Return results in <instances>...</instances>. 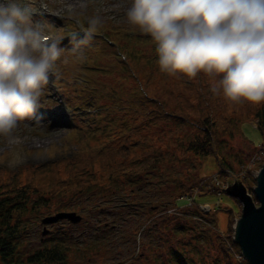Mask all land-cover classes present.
<instances>
[{"label": "trees", "instance_id": "trees-1", "mask_svg": "<svg viewBox=\"0 0 264 264\" xmlns=\"http://www.w3.org/2000/svg\"><path fill=\"white\" fill-rule=\"evenodd\" d=\"M106 23L109 26L112 24L108 19ZM112 31L107 26L103 28L105 43L99 49H96L93 41L80 49H85V52L95 50L97 60L92 62V54H89L86 66L89 68L86 71L92 78L88 80L81 77L75 85L79 83L82 86L85 83L83 91L87 89L100 98L106 84L99 78H93L105 71H122L132 79L134 87L130 90L121 89V97L114 91L115 86L108 88L110 105L100 109V114H106L107 118L113 115L112 122L119 112L118 107L123 117L132 118L133 122L119 124L114 128L116 132H106L107 127L104 126L99 137H90L94 132L90 129L86 139L78 136L75 150L69 151L64 146L60 154L49 162L7 172L6 168L0 167L6 173L4 177L0 174V264H9L17 254L25 218L29 214L51 209L59 198L80 197L95 189H99L102 194L113 195L156 169L160 165L162 149L153 142L154 139H147L150 136H143L142 132L158 123L173 126L166 133L168 141L164 145L174 151L176 162L188 161L191 157L202 161L212 159L220 174L233 171L223 156L222 148L226 138L232 140L240 134L241 125L256 122L255 127L263 139L260 150H264V105L233 104L224 100L210 91V79L204 74L189 79L182 74L173 76L164 73L157 62L154 41L148 39L149 42L138 35L129 41V46L122 45L120 49L119 43L125 37V29ZM147 45L152 47L148 51L153 54L139 51ZM75 68L79 70L81 65ZM87 106L99 109L94 99L89 100ZM183 128L188 130L184 135L180 134ZM236 162L240 166L244 161L237 157ZM250 180L254 184L252 178ZM184 181L178 184L179 195L173 200V210H179L185 204L183 198L191 197L195 188L199 189L198 197L218 193L215 188H199L202 180H197L194 173L191 178L185 176ZM244 183L251 192L248 182ZM62 212L74 211L63 209ZM224 212L229 214L227 230L224 237L216 233L214 245L211 246L213 250L216 248V256H213L208 246H191L192 240L189 247L195 249L197 258L192 261L194 256L185 251L187 248L179 242V236L185 234L184 230L178 228V231L168 230L167 240H160L170 246L167 252L165 248L161 251L164 261L167 257L169 264H190V261L193 264H247L234 260L233 253L238 256L240 252L231 240V227L235 217L240 215V209ZM158 214H167V210L151 213L149 219ZM211 217L215 219L214 214ZM102 249V246L93 247L87 252L95 254ZM69 250L64 242H57L13 264H68ZM142 255L140 252L138 258L131 259L130 263L143 264Z\"/></svg>", "mask_w": 264, "mask_h": 264}, {"label": "rangeland", "instance_id": "rangeland-1", "mask_svg": "<svg viewBox=\"0 0 264 264\" xmlns=\"http://www.w3.org/2000/svg\"><path fill=\"white\" fill-rule=\"evenodd\" d=\"M41 2H43V5H41L43 9L39 7ZM126 3L127 0H29V4L35 13L33 16L35 21L39 22V18H44L42 23L46 25V17L54 18V21L56 19L59 20L56 23V31H49L45 27L57 39L61 38L65 41L73 36H78L70 33L66 26H63L65 25L63 20H67L68 23H75L78 27H81L80 21L88 19V14H90L92 18L95 17L94 15L100 17L103 24L108 19L113 25L105 24L108 28H112L113 31L117 30L118 32L119 29L123 28L125 29L124 32H126L128 29H133L137 36L151 40L148 35L143 34L138 28L129 24L125 15ZM123 36H126L125 33ZM121 39L119 43L120 49L122 45L129 46L125 37ZM97 47L99 46L97 45ZM148 48L152 47L147 45L139 51L153 54L148 51ZM64 49L65 51L61 57L62 61H58L56 74L49 81L51 85L50 92L54 100H58V104L53 100L45 101L50 92L44 88L42 91L44 94L40 97L38 109L42 110L40 104L44 101L43 106H46L49 113H42L38 119H34L32 116L20 121L14 131L17 142L12 146H9L5 139L0 137V167L6 168V172L7 170H17L21 167L26 168L49 162L60 154L61 148L64 146L68 147L69 151L75 150L78 136L83 139L88 136L87 127L88 123L91 124V121L94 122L91 124V128L94 130L97 128V120L100 123L98 124L99 128L96 129V132L91 133L90 137H99L104 126L107 127L106 132H116L114 128L119 124L123 125L125 121L133 122L132 118H124L123 112H120L118 107L119 112H117L112 122L110 120L113 115L107 118L106 114H100L99 112L100 115L98 114V116L94 117L92 109H95V107L93 106L89 107L88 111L81 112L75 108L76 103L82 105L79 100L75 99V96L73 102L70 101L68 103L69 108L64 107V103L68 99L60 94L64 89L62 90L60 87L58 77H65L64 74H61L64 67L66 69L69 68L73 72L75 63L81 61L80 57L75 58L77 57V52L67 47ZM88 54H92V59H96V52L90 51ZM101 74L96 75L97 77L93 79L99 78V81L106 84V88L101 93L102 97L97 98V94L93 95L89 91L84 94V103L86 99H94L97 100V106L103 108L110 105L111 99L108 97L110 89L108 88L115 86L116 90L114 91L119 95L121 89L130 90L134 87L132 79L128 78L120 70L108 73L105 71ZM91 78L92 76L88 75V79L90 80ZM54 81H57L59 85V98L55 95L58 85L54 87L53 84H56ZM119 97L121 96L119 95ZM255 126L256 122L243 124L240 126V134L232 140L226 138L224 141L222 153L224 158H226V162L232 166L235 174L243 173L239 171L240 167L236 162L237 157H240L245 163L252 159L254 172L258 171L264 163V159L262 161L264 150L259 148L263 143V139ZM73 128L77 129L76 133H73L75 132ZM172 128L173 126L158 123L142 132L143 136H150L147 139H154L153 142H156V145L162 149V157L159 158L160 165L143 176L138 182H134L131 186L123 187L124 190L113 195H105L99 189H95L88 195L65 199L59 198L53 203L51 209L44 210L39 214H29L25 218L24 232L19 239L20 247L18 252L9 264L23 261L35 251L50 247L57 242H64L70 249L68 264H131L130 260L137 259L140 252L143 253V264H169L167 257H165L164 261L161 251L165 248L167 252L170 246L168 243H161L160 240H167V231H178V228H182L185 233L183 237L179 236V242L181 241L187 248L185 251L194 256L191 260L196 261L195 249L193 250L189 247V242L193 240L190 243L191 246L198 248L203 245L208 246L210 249L214 245L215 234L218 233L224 236L227 230L229 214L224 212V210L228 211L233 207L237 210L238 205L225 194L195 198L196 203L213 206L218 204L221 207L220 211L216 210L211 213L217 217L218 228H214L215 220L211 219V216L202 217L197 214L195 209H184V207L178 210V214H158L149 219V215L156 211L172 210L173 200L179 195L178 184L185 183V176L188 175L191 178L194 173L197 180H216L217 169L212 159L202 161L191 157L190 160L181 163L174 160V151L164 145L168 141L166 133ZM71 129L73 130L71 131ZM187 131V129L183 128V132L181 131L180 134L184 135ZM70 134L77 136L70 137L68 136ZM176 137L178 136L174 138ZM4 173L3 169L0 170L2 177H4ZM194 208L196 207L194 206ZM63 209L72 210L80 215L82 217L81 222L70 224L66 221H60L45 227L41 224L42 219L62 212ZM44 228L47 232L42 235ZM101 246L104 249L99 253L91 254L87 252V249L90 250L93 247ZM153 250L156 252L152 253L151 251ZM210 250L213 251V256H216V248L215 250L212 248ZM190 264L193 263L190 261Z\"/></svg>", "mask_w": 264, "mask_h": 264}, {"label": "clouds", "instance_id": "clouds-1", "mask_svg": "<svg viewBox=\"0 0 264 264\" xmlns=\"http://www.w3.org/2000/svg\"><path fill=\"white\" fill-rule=\"evenodd\" d=\"M34 14L29 0H0V137L9 146L19 122L37 112L65 51ZM125 15L154 41L162 72L204 74L224 100L264 105V0H127ZM100 27V17L90 18L72 51Z\"/></svg>", "mask_w": 264, "mask_h": 264}, {"label": "water", "instance_id": "water-1", "mask_svg": "<svg viewBox=\"0 0 264 264\" xmlns=\"http://www.w3.org/2000/svg\"><path fill=\"white\" fill-rule=\"evenodd\" d=\"M256 187L253 196L248 195L240 181L229 184L225 194L237 200L241 205V217L234 225V242L239 246L242 256L249 264H264V164L255 177ZM67 220L77 224L81 218L75 213H60L42 220L43 225L54 224ZM43 231L42 235H45Z\"/></svg>", "mask_w": 264, "mask_h": 264}]
</instances>
